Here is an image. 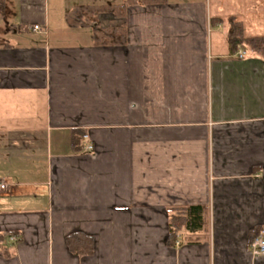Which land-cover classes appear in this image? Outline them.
Instances as JSON below:
<instances>
[{
	"label": "crops",
	"instance_id": "0c3cea01",
	"mask_svg": "<svg viewBox=\"0 0 264 264\" xmlns=\"http://www.w3.org/2000/svg\"><path fill=\"white\" fill-rule=\"evenodd\" d=\"M123 1L4 0L0 95L40 124L0 131V264H264L250 249V230L264 231V55L227 42L229 16L264 35V0L98 14L126 26L123 45L66 22L74 6ZM192 204L204 228L168 242L170 217Z\"/></svg>",
	"mask_w": 264,
	"mask_h": 264
},
{
	"label": "trees",
	"instance_id": "16d2710c",
	"mask_svg": "<svg viewBox=\"0 0 264 264\" xmlns=\"http://www.w3.org/2000/svg\"><path fill=\"white\" fill-rule=\"evenodd\" d=\"M164 1L166 0H124L120 3L74 6L66 12L65 19L70 27H76L82 23L92 25V38L97 45H123L126 43V26L120 24L118 26L102 27L98 23H95L98 14L107 12L115 17H124L126 7L129 4L158 3ZM3 9L4 0H0V11H3ZM228 21L230 28L227 34V42L231 50L235 51L240 47H245L259 55H264V35L246 36L244 34V27L241 20L236 19L234 16H229ZM83 135L82 131L74 130L72 132L73 142H78ZM205 213L206 208L198 204L177 208L175 213L170 217L168 242L173 243L178 232L182 228H186L189 231L203 229L206 223ZM259 232L260 229L257 226L251 229L250 241H252ZM74 236L75 234L68 235V241Z\"/></svg>",
	"mask_w": 264,
	"mask_h": 264
},
{
	"label": "rangeland",
	"instance_id": "374dc122",
	"mask_svg": "<svg viewBox=\"0 0 264 264\" xmlns=\"http://www.w3.org/2000/svg\"><path fill=\"white\" fill-rule=\"evenodd\" d=\"M1 14H2V11H0V41L3 40L2 35H3L5 28H7L6 25H4V23L1 20L2 19ZM32 108L33 107H29L26 104V102H24L22 99L20 100L11 99L10 100V98L0 95V131H4V130L17 131L16 134L22 136L23 138L24 136L21 135L22 131L33 132L34 130L38 129L37 126L40 124V118L32 115V113L36 112ZM2 134L3 133H0V142L2 141L1 139ZM29 140L30 142H32V139H29ZM22 142H24V140L19 139L18 143H22ZM17 156H18L17 153H14V155H12L13 160H14L12 161V166L14 164L16 167L19 168L22 165L19 164L20 161H18L19 158H17ZM25 165H28V162H25ZM34 166L35 164L30 165V170L28 171L29 173L26 172V174H28L29 177L37 176L39 173L38 172L39 168L34 170Z\"/></svg>",
	"mask_w": 264,
	"mask_h": 264
},
{
	"label": "built area",
	"instance_id": "2783aa9c",
	"mask_svg": "<svg viewBox=\"0 0 264 264\" xmlns=\"http://www.w3.org/2000/svg\"><path fill=\"white\" fill-rule=\"evenodd\" d=\"M33 29H38V26L34 25ZM237 55L239 57H243L245 55V50H239ZM86 148L91 150L92 147L88 145ZM8 189L9 185H7L4 181H0V191H7ZM16 237V235H11L9 238L11 240H16ZM250 249L254 255L264 254V231H260L259 234L254 237L250 243Z\"/></svg>",
	"mask_w": 264,
	"mask_h": 264
}]
</instances>
